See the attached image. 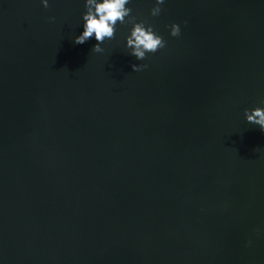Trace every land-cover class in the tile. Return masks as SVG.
<instances>
[{"label": "water", "instance_id": "95a60500", "mask_svg": "<svg viewBox=\"0 0 264 264\" xmlns=\"http://www.w3.org/2000/svg\"><path fill=\"white\" fill-rule=\"evenodd\" d=\"M153 3L97 53L83 0H0V264H264V0Z\"/></svg>", "mask_w": 264, "mask_h": 264}, {"label": "clouds", "instance_id": "9594fccd", "mask_svg": "<svg viewBox=\"0 0 264 264\" xmlns=\"http://www.w3.org/2000/svg\"><path fill=\"white\" fill-rule=\"evenodd\" d=\"M39 2L45 8L49 5V0H39ZM164 3L165 0H154L149 15L158 16ZM129 4L130 0H83L85 11L81 13L82 30L73 37V43L83 44L89 38H92L96 43L93 44L91 51L102 52V42L105 39H111L117 23L124 25L126 19L130 16L131 8L128 6ZM48 19L53 20L54 17ZM128 25L130 27L124 37V47L129 49V55L134 56L136 60H142L146 53H154L165 46L166 41L151 23L136 20ZM166 27L169 29L170 36L176 37L180 34L178 23L172 22ZM130 67L133 71H138L147 67V65L132 63ZM243 115L246 122L258 126L259 130L264 132V98L259 100L258 106L250 109L245 108Z\"/></svg>", "mask_w": 264, "mask_h": 264}]
</instances>
